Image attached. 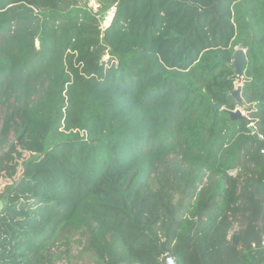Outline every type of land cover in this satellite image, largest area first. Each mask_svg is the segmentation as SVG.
<instances>
[{
	"label": "trees",
	"instance_id": "1",
	"mask_svg": "<svg viewBox=\"0 0 264 264\" xmlns=\"http://www.w3.org/2000/svg\"><path fill=\"white\" fill-rule=\"evenodd\" d=\"M100 6L0 0V264H264V0Z\"/></svg>",
	"mask_w": 264,
	"mask_h": 264
},
{
	"label": "rangeland",
	"instance_id": "2",
	"mask_svg": "<svg viewBox=\"0 0 264 264\" xmlns=\"http://www.w3.org/2000/svg\"><path fill=\"white\" fill-rule=\"evenodd\" d=\"M87 1L88 7L92 8L94 12H98L100 9V1L102 0H85ZM112 16H110L107 26L111 22ZM108 58H105V61H107ZM243 85L242 82H236V89L238 86ZM236 110H240L241 114L246 117L248 114L245 111V108L237 107ZM235 110V111H236ZM15 145L14 141L11 142L9 145H7L5 148L0 150V188L5 187L7 183H12L17 179V176L13 172V168L11 167V162L9 160L10 155V149L11 146ZM80 239V237H76L75 240ZM83 249V246L76 245L72 243L68 246H60L54 248V253H64L69 251L70 260L67 259L66 256H64L63 262L57 263V264H91L90 259L84 254L81 255V251Z\"/></svg>",
	"mask_w": 264,
	"mask_h": 264
},
{
	"label": "water",
	"instance_id": "3",
	"mask_svg": "<svg viewBox=\"0 0 264 264\" xmlns=\"http://www.w3.org/2000/svg\"><path fill=\"white\" fill-rule=\"evenodd\" d=\"M232 67L235 69L237 74V82H242L244 79L245 70L247 67V58H246V51L243 49H239L236 51L234 60L232 63ZM242 88L243 85H240L235 89V91L231 94V97L235 101L238 107L243 108L245 106V103L242 98ZM219 107H215V109H218ZM231 117L233 120L243 119L244 116L241 114L240 110H236L234 112H230ZM3 208V203L0 202V212Z\"/></svg>",
	"mask_w": 264,
	"mask_h": 264
},
{
	"label": "built area",
	"instance_id": "4",
	"mask_svg": "<svg viewBox=\"0 0 264 264\" xmlns=\"http://www.w3.org/2000/svg\"><path fill=\"white\" fill-rule=\"evenodd\" d=\"M264 246V243L262 244ZM165 264H177V261L173 257H167Z\"/></svg>",
	"mask_w": 264,
	"mask_h": 264
}]
</instances>
